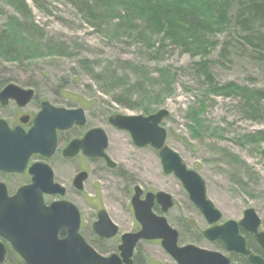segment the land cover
I'll return each instance as SVG.
<instances>
[{
	"label": "rangeland",
	"instance_id": "rangeland-1",
	"mask_svg": "<svg viewBox=\"0 0 264 264\" xmlns=\"http://www.w3.org/2000/svg\"><path fill=\"white\" fill-rule=\"evenodd\" d=\"M120 1L111 2L112 10L102 2L105 8L95 11L85 0H0V33L9 31L12 19L23 28L31 27L25 29L27 33L19 31L23 36L5 35L8 42L0 51V91L10 83L34 91L23 108L14 101L0 106V117L16 125L23 115L34 117L41 102L47 100L55 107H82L90 125L103 126L109 140L107 151L116 168L89 164L92 175L85 189L76 192L68 179L78 167L77 161L64 163L57 155L51 164L56 179L67 187L64 199L82 214V235L100 254L118 253L120 235L139 227L131 197L134 186H140L144 195L164 191L172 196L174 206L156 213L178 231L181 245L218 251L231 264H250L203 236L208 222L179 179L164 173L159 151L136 146L128 131L112 126L107 119L147 116L167 109L169 115L161 122L167 131L166 145L205 180L208 199L222 213L220 223L238 222L246 209L253 208L264 231V142L249 139L264 131V25L251 23L247 17L250 5H243L252 0H237L228 7L227 23L222 32L209 35L213 45L206 55H193L169 40L161 44L163 35L151 33L147 26H154L142 17L136 19V12L127 15L130 10L121 9ZM131 16L134 22L129 23ZM33 41L40 44L42 54L29 57ZM202 63L210 79L201 73ZM229 83L261 92L257 113H250L236 96L211 91ZM201 101L205 102L200 114L203 126L195 136L189 112L192 107L199 109ZM144 107L152 112L145 114ZM12 179L20 185L27 178L18 175ZM54 199L47 197L48 202ZM100 208L119 227V234L109 240L92 229ZM134 255L143 264H177L159 240L139 242ZM2 264L25 263L9 249Z\"/></svg>",
	"mask_w": 264,
	"mask_h": 264
},
{
	"label": "water",
	"instance_id": "water-1",
	"mask_svg": "<svg viewBox=\"0 0 264 264\" xmlns=\"http://www.w3.org/2000/svg\"><path fill=\"white\" fill-rule=\"evenodd\" d=\"M33 96L32 89L25 90L10 83L0 91V103L7 105L9 100H15L18 106L24 107ZM168 115L167 109L149 116L116 115L110 117V123L128 131L136 146L150 145L159 150L164 172L174 174L181 181L190 200L210 225L203 232L208 240L220 239L228 251L247 256L251 264H264V258L252 253L240 232L243 228L253 234L264 249V231H259L260 217L253 208H248L239 222L228 220L217 224L222 214L207 198L205 181L195 170L187 168L178 153L165 145L167 131L160 124ZM76 118L84 122L82 108H58L43 101L28 131L21 126L10 129L7 122L0 119V169L22 173L34 155L52 156L57 148V130L71 127ZM29 119L27 115L21 117L20 122L25 124ZM107 146L105 131L97 128L89 131L82 141L72 142L64 154L73 156L82 148L88 156L104 157L109 167L114 168L116 163L104 152ZM29 170L33 176L29 185L21 187L12 197H7L4 189L0 192V238L10 244L11 250L25 264H134V249L141 240H160L178 264H230V259L220 252L191 244L180 246L177 230L165 217L153 211L155 202L163 212L173 207L171 195L163 191L148 192L142 199L143 191L139 186L134 188L131 203L140 230L122 235L119 254L103 256L80 234L81 214L73 203L66 200L45 203L44 195L64 196L66 192L64 187L54 183L51 167L36 162ZM85 178L84 174L79 175L76 184ZM78 187L82 189L81 185ZM97 217L93 230L98 236L112 238L118 233L117 225L105 210L99 211ZM63 231L65 235L61 237ZM6 253L5 244L0 242V264L5 261Z\"/></svg>",
	"mask_w": 264,
	"mask_h": 264
},
{
	"label": "trees",
	"instance_id": "trees-1",
	"mask_svg": "<svg viewBox=\"0 0 264 264\" xmlns=\"http://www.w3.org/2000/svg\"><path fill=\"white\" fill-rule=\"evenodd\" d=\"M93 4L95 11L98 9L101 10L104 7L102 2H105L109 5L112 10V1L116 0H85ZM234 2L237 0H121L118 2L121 6V9H128L126 11L127 15H133L135 12V17L144 18V21L150 22L154 27L147 26L150 29V32L153 34L163 35L161 38L162 43L165 41H170L173 45L179 46L181 48L187 49L193 55H206L209 52V49L212 47V43L209 40V35L214 32H222L228 18V10ZM244 4V3H243ZM107 5V6H108ZM248 8L247 17L252 23L259 22L264 25V2H259V0H252L249 4H244L243 7ZM125 9V10H126ZM132 17L129 19V23L134 22ZM120 19V18H119ZM9 31H5V34L0 33V51L4 45L8 42L7 35H17L20 34L23 36V31L28 32V29L23 28V24L18 20L12 19L8 23ZM13 29V31H12ZM16 30L18 33H16ZM21 30L22 33L19 31ZM23 30V31H22ZM27 31V32H26ZM32 40L34 39L30 36ZM158 43V41H157ZM34 47L29 49V57L41 55L40 44L37 41H33ZM158 45V50L160 45ZM205 63L199 64V69L207 79L211 78V75L207 69ZM215 94L223 93L227 96L233 95L244 102L245 108L250 113H257L256 104L260 100L261 92L256 91L255 89H249L246 87H241L233 83H229L223 87L215 86L211 89ZM147 95V91L144 92V96ZM200 108L195 107L190 108L189 119L192 122L190 129L193 135L198 136L200 134V129L203 126L202 120L200 119V114L205 108V102L201 101ZM152 108L144 107L142 110L145 114L152 112ZM251 143H260L264 142V131L256 132L251 134L249 137ZM236 158V157H235ZM155 210H159L158 207ZM242 233L246 236L248 246L252 249L253 252L261 254L264 256V253L260 246L256 245L254 237L243 231ZM216 245L224 247L221 241H218ZM236 259L238 255L235 254ZM242 260L247 261V258L242 257ZM135 264H143L144 260L140 257H134Z\"/></svg>",
	"mask_w": 264,
	"mask_h": 264
},
{
	"label": "flooded vegetation",
	"instance_id": "flooded-vegetation-1",
	"mask_svg": "<svg viewBox=\"0 0 264 264\" xmlns=\"http://www.w3.org/2000/svg\"><path fill=\"white\" fill-rule=\"evenodd\" d=\"M0 106H2V105L0 104ZM82 109L84 110V122L83 123H80L78 121L79 119L76 118V120L74 121V123H73V125L71 127L67 128V129H61V130L57 131V148H56L55 153L52 156L47 157V156H43V155H40V154L34 155L31 158V160L29 161V164H28L27 168L22 173L11 172V171H6V170L0 169V192L2 191V189H4L5 192H6L7 197H12L21 187L29 185L32 182V178H33V176L30 173V170H29L31 165L36 163V162H41V163H45V164H47V165H49L51 167V169L53 171V175H54V182H56V183L62 185L63 187H65L66 193H67V187L65 186V184L63 182L59 181L58 178L56 179L54 168L51 165L52 164V160L57 155H60V159L64 163L72 164V162L77 161L78 167L73 170L72 175L68 179L69 186H71V188L74 191H76V192H82L85 189L86 182L89 180V178L92 175V169L90 168L89 164H91L93 162H98L101 165L106 166L107 168H110V169H114V168L117 167V166H115L114 168L109 167L108 162H107V160L104 157H91V156H88L87 154H85V152H84V150L82 148H80L78 150V152L75 155H73V156H66L64 154V151L69 147V145L72 142L82 141L89 131H91L93 129H97V128H101V129L104 130L103 126H101V125H98V126L90 125L89 119H88L89 117L87 116L86 110L84 108H82ZM29 116H30L29 123H25V124L21 123L20 122V118L18 119V124H16V125H11L9 122H7V123H8L10 128H15L17 126H21L26 131H28V129L31 126V121L33 119V117L31 115H29ZM0 119H3V118L0 117ZM107 120H108L109 124H111L110 123V117ZM111 125L114 126L113 124H111ZM108 146H109V140H108ZM108 146L105 149V153L111 159V156L109 155V153L107 151ZM83 174L86 176V178L81 183L76 184L77 177L79 175H83ZM18 175H21V176L25 175L26 178H27L26 181H24L20 185H16L15 182L13 181V179H12L14 176H18ZM78 185H81L82 189H79ZM49 196L50 195H45L44 196V198H45L47 203H49L47 201V197H49ZM51 197H55L56 199L60 198V197H56V196H51ZM131 206H132V203H131ZM155 206H156V204H155ZM101 209L102 208L98 209V211L101 210ZM98 211H97V213H98ZM133 215H134V212H133ZM139 228H140V225H139V227L137 229H135V231H137ZM83 230H84V224H83V220H82L81 233H82ZM105 240H108V239H105ZM136 247H135L134 253H133V263L134 264H135V262H134L135 255L134 254H135ZM262 251H263V249H262ZM263 253H264V251H263ZM233 254L235 256V253H233ZM258 255H260V256H262L264 258L263 255H261V254H258ZM245 258H247V257H245ZM247 261H248V258H247Z\"/></svg>",
	"mask_w": 264,
	"mask_h": 264
}]
</instances>
